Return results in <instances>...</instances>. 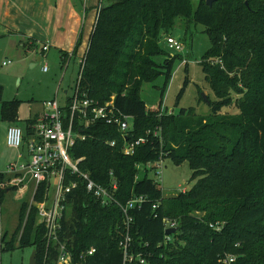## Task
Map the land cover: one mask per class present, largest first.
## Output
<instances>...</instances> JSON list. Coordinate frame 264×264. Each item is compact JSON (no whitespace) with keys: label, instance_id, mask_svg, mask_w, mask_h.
<instances>
[{"label":"trees","instance_id":"obj_1","mask_svg":"<svg viewBox=\"0 0 264 264\" xmlns=\"http://www.w3.org/2000/svg\"><path fill=\"white\" fill-rule=\"evenodd\" d=\"M178 18L202 24L210 38L201 61L214 95L206 97V115L196 114L194 107L178 113L162 108L179 55H170L160 41ZM83 53L81 87L100 103L112 99L131 116L123 134L116 125L97 121L69 149L73 159L82 158L80 168L93 181L116 183L114 197L121 204L144 197L140 208L128 211L132 257L125 264H141L138 253L146 260L142 264H264V0L210 5L198 0L195 7L191 0H99ZM156 56H164L163 61L156 62ZM160 75L165 82L158 106L147 108L141 87ZM187 82L186 77L178 98ZM2 94L0 85V119L19 121L20 100H3ZM224 107L236 112L222 113ZM30 133L27 127L25 140ZM140 138L132 154L122 152V146ZM165 158L186 161L192 171L191 187L171 197H163L159 180L148 177L149 170L158 171L155 162ZM8 179L0 172V183ZM6 189L0 187L1 202ZM43 194L41 186L35 201ZM164 219L177 227L169 241ZM61 227L59 239L73 255L95 248L84 264H122L124 214L113 203L102 206L84 185L68 194ZM43 232L36 206L25 199L18 225L10 236L4 231L0 250L31 247L36 264H56V243L47 247Z\"/></svg>","mask_w":264,"mask_h":264},{"label":"built area","instance_id":"obj_2","mask_svg":"<svg viewBox=\"0 0 264 264\" xmlns=\"http://www.w3.org/2000/svg\"><path fill=\"white\" fill-rule=\"evenodd\" d=\"M167 51H178L181 44L170 35L165 36ZM48 45H43L46 50ZM74 56L72 50L61 56V64L65 69L67 63ZM84 53L77 58V73L71 86V91L62 103L55 96L51 100L43 103L44 109L41 114L29 124L31 133L25 140L21 128L17 125H9L6 129V145L13 149H19L23 143L26 145V161H10L6 164L4 173L9 175V179L0 183V187H16L29 192V203L34 204L38 211V218L43 226V237L48 247L51 243H56L57 258L56 264H84L87 257L95 252L94 247L83 250L78 254L68 249L65 242L60 241L61 220L65 212V204L70 194L79 185H84L87 193L99 202L102 206L115 204L124 214V225L126 233L119 245L123 260L132 257L128 247L130 237L128 235L129 223L131 221L128 211L133 208H140L143 196L134 197L124 205L114 197L116 183L111 182L108 186L93 181L89 175L80 168L82 158L73 159L69 154V149L76 140H84L88 136V130L95 122L101 121L106 124L116 125L123 134L131 125V116L123 114L113 103L112 99L100 103L88 96L81 87L80 81L84 66ZM42 71L48 69L46 64H42ZM140 138L129 144L122 146V152L132 154L135 144L142 142ZM115 141H110L113 146ZM151 163H147L150 166ZM158 169L156 175L160 179L162 161L155 162ZM43 186V197L35 201V196L40 187ZM157 204L152 205L156 208ZM2 213V202L0 201V216ZM165 227H175L176 223L164 219ZM3 228L0 221V242ZM170 240V235H165V241ZM139 263L146 260L142 254H136ZM231 261L232 258H229Z\"/></svg>","mask_w":264,"mask_h":264},{"label":"rangeland","instance_id":"obj_3","mask_svg":"<svg viewBox=\"0 0 264 264\" xmlns=\"http://www.w3.org/2000/svg\"><path fill=\"white\" fill-rule=\"evenodd\" d=\"M98 0H95L97 3ZM198 0H191L193 7ZM87 12L94 14V9L87 6ZM205 27L199 23L186 24L183 18H178L175 27L169 32V35L175 38L181 44L178 51H168L170 55L178 54L179 57L174 60L171 77L168 80L162 99V108H167L173 113H178L182 108L194 107L195 113L206 115L209 113V107L206 97L214 99V95L208 87L202 71V57L210 47V38L205 33ZM165 36L162 35L160 45L166 49ZM82 54L81 50L78 56ZM56 49H51L48 56L42 62L36 61L33 56H24L17 52L0 53V84L3 86L2 99H12L16 97L20 100L18 107V116L21 128L24 126V120L42 109V101H47L55 97V91L58 83L60 88L57 93V99L62 103L64 90L71 91V86L75 78V72L78 69L77 64L71 61L68 68L61 69L58 64ZM164 56H156L154 60L158 63L163 61ZM7 60H9L7 62ZM2 61H6L3 65ZM42 64H46L48 69L42 71ZM187 65V71L185 70ZM63 73V74H62ZM61 75L63 76L61 79ZM188 82L184 86L182 94L179 96L185 78ZM61 79V80H60ZM165 82L164 75H160L151 82L143 83L140 90V97L145 102L147 108H156L160 100V93ZM69 87V88H68ZM178 98V99H177ZM222 113H233L236 109L224 107ZM8 122L0 120V161L12 159L13 150L5 145L4 135H6V125ZM8 147V148H7ZM138 176L143 175V169H139ZM160 179L151 170L148 171V177L157 181L163 197H171L175 194L187 190L192 182H188L191 177V169L186 161L180 164L173 163L169 158L162 160ZM3 213L0 221L3 230L6 229L10 236L18 225V214L23 198L18 188L11 189L4 193ZM5 231V230H4ZM31 247L14 248L12 250H0V264H28Z\"/></svg>","mask_w":264,"mask_h":264},{"label":"crops","instance_id":"obj_4","mask_svg":"<svg viewBox=\"0 0 264 264\" xmlns=\"http://www.w3.org/2000/svg\"><path fill=\"white\" fill-rule=\"evenodd\" d=\"M88 4L90 8L94 9V14L87 12ZM98 4L99 0L97 3H95V0H0V53H5L6 55L9 50H12V52L15 51L24 56L31 55L34 59L36 57V61L42 62L51 49H56L58 64L62 69L61 52L74 50V56L67 63L66 68H63L66 70L72 60L74 64H77L79 50L83 53L87 47L89 35L95 22ZM45 44L48 45V48L43 50L42 47ZM5 63L6 61L1 62L3 65ZM62 77L61 75V79ZM59 88L60 83H58L54 93L56 97ZM68 94V89H65L63 101ZM45 101H42V103ZM43 109L44 106H42L40 111L26 118L23 128L18 124L20 122L19 119V122H8L5 129L9 125H17L25 136L27 127L29 128V123L26 122L32 123ZM3 141H5V137ZM9 149L13 150L14 157L0 161L1 173H4L3 170L8 162L19 160V156L21 161H26L27 149L24 143L19 149L10 147ZM7 188L6 192H9L11 189L10 187ZM19 190L23 198L27 196L29 198L28 190ZM3 210L2 202V213ZM4 230L7 232L6 229Z\"/></svg>","mask_w":264,"mask_h":264},{"label":"water","instance_id":"obj_5","mask_svg":"<svg viewBox=\"0 0 264 264\" xmlns=\"http://www.w3.org/2000/svg\"><path fill=\"white\" fill-rule=\"evenodd\" d=\"M205 1L208 5H210L214 0H205ZM245 3L247 4V2H245ZM175 231H177V227H168L165 229V234L168 235L170 233H174ZM35 253H36V251L33 249L31 254H30L28 264H36Z\"/></svg>","mask_w":264,"mask_h":264}]
</instances>
